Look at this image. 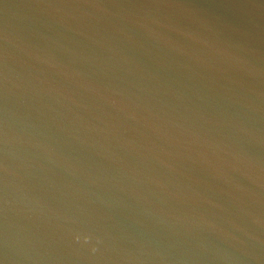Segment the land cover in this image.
Returning a JSON list of instances; mask_svg holds the SVG:
<instances>
[{
    "label": "water",
    "instance_id": "water-1",
    "mask_svg": "<svg viewBox=\"0 0 264 264\" xmlns=\"http://www.w3.org/2000/svg\"><path fill=\"white\" fill-rule=\"evenodd\" d=\"M0 264H264V0H0Z\"/></svg>",
    "mask_w": 264,
    "mask_h": 264
}]
</instances>
